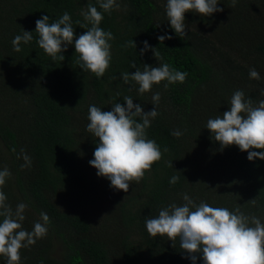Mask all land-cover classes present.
I'll return each mask as SVG.
<instances>
[{
    "label": "trees",
    "instance_id": "16d2710c",
    "mask_svg": "<svg viewBox=\"0 0 264 264\" xmlns=\"http://www.w3.org/2000/svg\"><path fill=\"white\" fill-rule=\"evenodd\" d=\"M116 2L120 8L109 14L97 0H0V170L11 173L0 190L13 210L20 202L28 205L25 230L32 231L41 212L50 218L47 235L20 249V264H192L179 238L152 237L145 227L162 208L183 204V194L197 205L239 207L264 223V160L249 161L248 152L235 145L221 149L206 128L208 119L229 110L236 90L254 104L264 100V0H237L234 7L232 0H219L223 11L211 16L186 12L183 38L170 27L167 0ZM89 4L103 15L99 27L114 36L101 78L79 68L74 48L75 38L91 27L81 16ZM65 12L74 40L60 62L38 46L35 22L47 15L53 23ZM23 31L33 32V40L16 52L12 40ZM165 34L173 38L161 44L157 37ZM131 40L136 47H124ZM143 41L150 48L140 55ZM133 63L141 71L145 64L167 63L188 76L184 83L165 89L168 82L161 81L141 94L135 81L122 79L136 71ZM252 68L259 80L249 77ZM157 92L161 104L154 105L150 99ZM125 96L145 112L156 108L146 135L162 152L128 192L111 187L90 166L98 138L86 130L90 105L110 111ZM177 129L179 138L171 135ZM22 149L31 158L24 168ZM174 175L180 179L172 185ZM0 264L7 257L0 256ZM196 264H203L199 255Z\"/></svg>",
    "mask_w": 264,
    "mask_h": 264
},
{
    "label": "clouds",
    "instance_id": "9594fccd",
    "mask_svg": "<svg viewBox=\"0 0 264 264\" xmlns=\"http://www.w3.org/2000/svg\"><path fill=\"white\" fill-rule=\"evenodd\" d=\"M236 2L237 0H232L233 7ZM97 3L103 12L109 14L114 8H120L116 0H97ZM218 3L219 0H167L165 12L170 27L178 37L183 38L185 13L211 16L223 11V8L217 6ZM81 16L91 27L75 38L77 63L82 70L101 78L110 66L112 56L109 41L114 36L111 31L99 27L103 15L96 6L87 5V10L82 11ZM75 23L81 28L86 27L79 20ZM35 32L39 37L36 41L38 46L47 55L60 62L65 59L62 53L67 51V46L74 40L73 22L67 12L53 23H49L47 15L42 16L35 22ZM32 33L23 31L22 35H16L12 40L14 51L20 52L21 43L32 41ZM172 38L167 34L157 37L161 44ZM142 43L140 55L150 48L147 41ZM124 47L135 48L136 45L131 40ZM155 50L152 49L156 59H162ZM131 67L136 71L131 75L123 73L122 79L124 83H128L130 79L135 81L141 94L151 91L152 86L161 81L168 82L164 85L165 89L169 84L184 83L188 76L186 71H178L167 63L158 67L145 64L143 71L136 68L135 63ZM249 77L259 80L260 74L252 68L249 70ZM123 99V104L115 103L110 111H102L101 108L90 105L86 130L98 138L94 158L89 161L90 166L97 170V176L107 178L111 187L128 192L130 182L139 183L153 163L161 159L162 152L157 143L146 135L151 121L158 115L156 108L145 112L140 104L133 103L130 96ZM152 101L154 105L159 103V92L153 94ZM206 128L215 141L219 142L221 149L235 145L240 151L248 152L249 161L264 160V100L254 104L250 98L245 97L242 90H236L232 94L229 110L222 116L208 119ZM171 135L179 138L182 132L173 130ZM21 153L25 161L21 167L30 166L31 158L23 149ZM170 166L172 167L171 164ZM10 175L6 167L0 170V189ZM179 179L178 175H174L169 183L174 185ZM182 199L183 204L178 206L172 203L162 208L157 217L145 220L150 236H166L170 241L179 238L180 248L188 254L192 264H196L198 255L203 264H264V223L258 217L245 215L239 207L230 211L224 207H212L203 201L197 205L187 194H183ZM6 201L5 193L0 190V217H3L0 222V256L7 257V264H20V249L34 245L37 239L47 235L50 218L47 213L41 212L40 221L34 223L32 231H27L22 222L28 205L20 202L13 210ZM252 203L255 204L254 199Z\"/></svg>",
    "mask_w": 264,
    "mask_h": 264
},
{
    "label": "rangeland",
    "instance_id": "374dc122",
    "mask_svg": "<svg viewBox=\"0 0 264 264\" xmlns=\"http://www.w3.org/2000/svg\"><path fill=\"white\" fill-rule=\"evenodd\" d=\"M150 101H152V99H150ZM153 102V101H152ZM160 103V102H159ZM161 104V103H160ZM153 105V104H152ZM0 148L3 150L4 148H3V142L2 141H0ZM56 252H57V247H55V253L54 254H56ZM57 255V254H56Z\"/></svg>",
    "mask_w": 264,
    "mask_h": 264
}]
</instances>
